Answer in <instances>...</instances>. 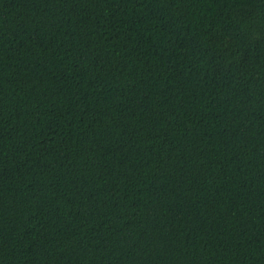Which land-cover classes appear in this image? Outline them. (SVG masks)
Masks as SVG:
<instances>
[{"label": "trees", "instance_id": "trees-1", "mask_svg": "<svg viewBox=\"0 0 264 264\" xmlns=\"http://www.w3.org/2000/svg\"><path fill=\"white\" fill-rule=\"evenodd\" d=\"M0 264H264V0H0Z\"/></svg>", "mask_w": 264, "mask_h": 264}]
</instances>
